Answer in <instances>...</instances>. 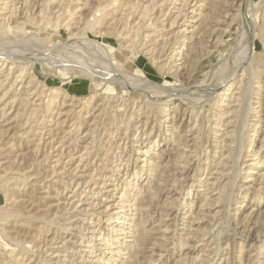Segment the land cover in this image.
<instances>
[{"label": "rangeland", "instance_id": "1", "mask_svg": "<svg viewBox=\"0 0 264 264\" xmlns=\"http://www.w3.org/2000/svg\"><path fill=\"white\" fill-rule=\"evenodd\" d=\"M6 1L10 0L0 1V50L8 49L14 51L17 60L15 63L17 64L19 62L20 64L17 66L18 68H16V70L19 69V67H25L24 75L26 76H23L22 82H16L12 87L10 85L15 80L14 77H16L19 71L10 72L8 79H5V74L8 73L7 67L4 69L5 71L3 70L2 72L1 77H3H0V80L4 78L3 81H0L1 96L4 95L10 87L12 90L14 89V92L21 94H19L20 96L18 95V97H20L18 99L17 97H15V99L11 95L8 98L10 103L7 101V107H4L7 102L2 104L0 102V110L2 112H0V116L3 114V116L0 117V215H2V211H6V208L11 207L13 205L12 203L18 205L17 203L20 202L19 207L20 210H22L21 214L24 216L23 218L28 217L30 221L32 219L35 221L30 222L31 225L30 223L23 225L20 229L19 227H17L18 229L14 227L15 225L13 226V224L17 222L14 221L13 218H11L12 220H9V222L0 221V227L2 226L1 228H3L5 232L7 231L8 233L10 231L9 233L13 236L18 234L19 236L17 237L28 242L26 246H30L29 252L19 251V249H16V245H13L10 240H7V238L2 237V233H0V264H21L20 261H23V264H105L104 262H98V260L101 259L102 261H105L110 256H112L114 261L112 264H122L123 261L130 256L128 249L129 241L132 239V236H130L131 232H129L131 230L129 226L133 223L131 217H134L137 221L139 220V212L135 209L137 201L140 199H147L144 201L143 206L145 208L144 212L146 211L145 214H148L153 210L152 204L158 201V199L159 202L162 203L165 198L167 199L168 206H173L174 208L173 214L167 218V222L171 224L169 232H166V235L171 239L168 241V251L164 252L162 257L156 261H149L147 259L143 260L141 258L143 260H140L141 264H145L146 262L149 264H226V262L227 264H264V149H261L262 144H264V106H260V103H257L259 101L257 91L260 90V88L262 90L260 91L264 95V70L258 74H254L253 72L251 74L248 70L243 74L244 66L247 65L244 64L245 61H243L238 65V74L228 78L223 87L217 89V92L219 93L218 96L215 94L208 100L206 99V102L204 101L199 104H193L188 101L181 103L180 113H187L188 117L186 118L185 126H183L181 130L183 134H188L186 139L189 141L186 142L185 147L186 151L188 150L187 153L190 158V161L188 162L189 168L187 173H185L186 171H183L182 177L185 180H183L182 177L180 178L181 185H178L180 187L178 193H171L167 196L160 194L159 190L156 189L154 181L158 178L156 175L157 167H151V164H157L159 165L158 167L160 171H165V166L175 161V155L178 156L179 154L178 148L174 145L177 144L176 141H174L175 137L171 135L170 131H166V126L168 124L171 125L172 120L168 119L164 122L165 124L162 123L167 110L163 112V115L158 107H165L163 101L155 100L154 103L156 105L152 104L154 96H151L148 92L144 94V92L139 89L129 90L122 87L120 83L112 78V75H109L112 69H110V64L105 66L96 63L95 61H77V58L73 56V54L77 56L76 54L79 53V44L82 43L81 40L84 39L83 36L90 33L85 31L84 21L92 18L94 13L96 15L98 13L101 14L98 9L109 4L110 0H18L19 4L16 6L18 14L14 13V15L11 16L16 22L12 20V18H10L8 22L9 15L11 14V10L9 9H12L13 7L2 9L4 7L3 3ZM117 1L118 2H110L109 6H107V11L111 13L103 20V28L96 27L95 30H93L96 34L93 32V35H95L97 39L101 38L103 40L104 43H102V46L110 52L111 56L112 53L114 54L115 58L111 57L113 65H116L115 61H118L123 70H130L135 75L149 77L154 82L160 83L163 87L169 88L168 90L173 88L187 90L190 86H196V88H200L204 91H212L214 89L213 87L218 85L217 83L224 80V78L229 75V71L232 69L231 67L234 66V64L237 65L238 62L242 60V55L248 56L250 51H252L250 54H264V0H251L250 7L248 6L250 10H248V7L247 9L245 7L242 9L240 7L243 0H240L241 2L239 1L237 4H231L230 1L229 5L227 4V6L223 7L220 14V19L223 23L218 26L220 29L219 40L216 44L213 43L216 38L212 43L207 42V46H209L210 43L212 46H206V50H203L199 44L197 45V43H195L199 40V36L207 37L208 35V32H206L205 36L206 29L204 30V26L199 24V22H196V20L197 18L199 19L198 14L200 12L207 13L209 11V9L206 10L203 8L205 5H209L210 7L217 0H209L208 2L207 0H194L190 2L188 6H182L183 0ZM22 4H24L23 7H21ZM38 4L40 5L38 6ZM45 4L47 5L46 8H44L45 10L47 9L49 12V9H51L49 14H47L48 12L46 11L48 17H52L51 21H56V18L53 20V17H57V24L59 25L58 29L43 27L44 23L41 17V22H37L39 17H36V20L34 19L35 21L31 19L30 21H27V18L30 17L29 12L31 13L33 11L31 15L35 14L36 16L40 13L39 10H41V6L44 5L45 7ZM149 4L151 7L148 6ZM60 8H62L61 11H66L64 13L66 16L64 17L63 15V18L67 17L69 19L63 20L62 18H58L56 13ZM181 8L184 9L181 10ZM246 10H248V22L246 20ZM61 11H58L57 14H60L59 12ZM145 11L149 15H145ZM52 12L54 13L53 16H51ZM16 14L19 18L16 17ZM2 20H4L5 23H2ZM173 20H175L174 24L172 23ZM33 22L38 23V26H36V24H31ZM147 22L155 23V26L161 27L159 30L161 29L163 31L162 34L164 35H159V33H156L155 31H145V25ZM160 22L163 23V25ZM201 26L202 28H200ZM185 27L186 30H184ZM38 28H40L39 33L41 36L47 38V40L41 45V52H44V54L38 53L37 56L32 58L31 56L26 55V58L24 51H26L27 46L34 45L23 43V39L18 36H20V32H24L28 29L36 30ZM248 28L252 30H249ZM97 29H100L103 33L108 30L110 33L101 37L99 36V33H97ZM245 31H247V34H251L250 31H252V37L249 38L248 36L245 38V42H241V38ZM5 33L18 36L17 38L6 40L7 43L5 41L3 43L1 40L2 37L6 35ZM146 33H149V35L146 36ZM196 33H198L197 35L199 36H195ZM192 34H194V37ZM185 35L186 39H184ZM191 35L192 38H194L193 42L192 38H190ZM171 39H173V41ZM176 39L179 42L176 41L174 44ZM166 40L169 41L167 42ZM183 41L184 44H182ZM192 43H194V45H192ZM253 43L254 45H252ZM161 46L164 50H162ZM191 48H194L195 50L193 49L192 51ZM148 49L151 50L149 51ZM174 49L177 50L173 51ZM238 49L239 51H237ZM241 51L242 53H240ZM47 52L50 55H48ZM82 52H85V50ZM89 52L93 53V56L91 55L92 57L100 56V54L92 49H90ZM45 54L47 57L45 56L43 61L40 60V56L42 57V55ZM187 54L190 56H187ZM195 55L198 60L195 59V61H190L189 67H191V65L193 66L190 68L192 69V72L190 73L186 68L183 69L185 65L184 63H186L184 59L187 57L189 59L191 56ZM51 56L52 58H50ZM262 57H264V55ZM179 58L181 59L179 60ZM52 59L53 61H50ZM243 60H246V57ZM40 61H42V64ZM53 62L55 63L53 64ZM11 64L12 63L10 62L9 65ZM60 64H64V68L62 66L61 68ZM164 64L165 67L163 68ZM242 64H244V66ZM74 69H78L80 72ZM89 69H92V73L87 75L86 72ZM28 71H33L36 74L39 87L35 81L31 84L28 82L31 78ZM97 73H104L106 77L109 75L110 77L108 78L110 79L107 78L106 80V78L104 79L103 77H95L94 75ZM256 75H259L261 78L260 83H257ZM231 82H234V85L232 88L227 89V85ZM24 84L28 86H25ZM41 86L42 88H47L48 86L56 88L57 86H61L62 91H65V95L61 94L52 100L46 96L47 93H42V91L45 92V89L43 90L40 88ZM242 86L244 87L242 88ZM33 87H35L36 90ZM224 90H226L225 92H228V94L226 93L222 95L221 93H223ZM242 90H245L243 92L245 95L244 101L246 100L249 102H244V105L248 109L246 110L248 114L245 117L246 119L244 118L245 120H242H244L245 122L243 123L246 124H243L241 120V122L239 120L234 121L237 117H235L233 113L226 112L228 109H234V106L239 103V101L235 99ZM248 92H251L250 95H248ZM35 93L36 95H34ZM27 94L30 95H28L29 100H26L29 103L30 101L33 103L31 102V104H29L25 101L28 103L26 104L25 102H21V97L27 98ZM38 94L40 96H38ZM94 94L95 96L98 94V98L93 99V101L89 102L87 106L83 105L92 98ZM230 97H233L234 99H230ZM12 100L15 101L12 103ZM64 100L65 104L63 105L61 103ZM40 102H45V107L49 103L52 109L51 107H48V109L44 108L45 111H34L32 107H39L37 104ZM178 102L179 101H176L175 103ZM262 104H264V100L262 101ZM230 105L232 107H230ZM2 109H4V112ZM5 112L7 114H5ZM31 112L32 114L34 112L36 113L32 115ZM219 112H225L221 119L219 117ZM20 114L21 117L15 116ZM151 120L155 121L151 122ZM229 120H232L233 122H229ZM59 121L62 124H57ZM93 121L95 122L93 123ZM159 121H161L160 124H158ZM200 122H203V124L201 123L202 130L197 129V124H200ZM32 123L35 127H33ZM234 123H239V125H237L239 128H236ZM154 125L156 126L154 128V134H152L153 137H148L146 141L145 138L149 134L148 132L152 130L151 127ZM159 125L161 127H159ZM240 128L243 130H240ZM190 129L197 132L196 135H191L194 131H191ZM234 129H236V141L232 143L231 141L233 138H228L231 136L230 133L228 135L224 134V132H232ZM49 131H51V134ZM191 136L198 137H195L196 139L194 141L191 140ZM225 136H227V138ZM237 136L242 140L239 141ZM222 137L226 139V144L230 142L232 144L226 145L227 148H221L219 145L223 144ZM156 138H158L159 145L158 143L154 144ZM61 139L64 140L61 143L63 144L61 148L63 152L65 151L64 153H66L64 157L67 155L68 157L63 159L61 165H56L55 168L59 170V174H53V170L50 168H53V165L55 164L53 160H55L56 157L53 156L59 153L57 148L61 145L60 142H58ZM237 139L239 142H237ZM73 142H75V144ZM38 143L40 144V147H38ZM216 143L219 144L217 145ZM52 145L53 148H51ZM213 145L219 147H214ZM229 145H232L233 148L235 147L233 152H231L232 147ZM165 146L166 148L169 146L167 150L164 149ZM147 148L149 150L144 154V151L147 150ZM237 150L241 151L236 152ZM234 151L239 155L235 154ZM157 153L160 156L163 155V158L161 157L157 159ZM222 153H224L225 158L229 155L238 157L239 160L235 165V169H233L235 172L230 168L233 164V158L231 159V156L229 157L230 160L228 158L223 160L224 163L227 162L226 165L229 167H222L221 164L223 163H219L222 161L219 159L221 158L220 155ZM255 153L259 154L255 155ZM208 154L211 155L207 159ZM48 155L50 158H48ZM10 162L11 165H9ZM77 164L78 167H76ZM14 167L17 169H14ZM9 168H12V171ZM222 169H225L224 174L231 170L229 175L227 174V176H231L229 179H225V175L221 172L223 171ZM27 170L31 173L29 174ZM138 171H140V175L136 174ZM10 172L12 174H10ZM23 174L26 175L24 176ZM33 174L35 175L33 176ZM234 175L235 179L233 184H231L230 178L232 181ZM27 178H29V180H27ZM207 179H209L208 182L210 183L214 181V184L206 183ZM227 179L229 181H227ZM7 180H10L9 183H6ZM69 181L71 182V185ZM33 183L34 185L36 183L37 185L39 184L38 187H34V185H32ZM242 184L244 185L243 187H241ZM11 185H13L14 188L13 186L11 187ZM65 185H67V188ZM210 185L212 186L210 187ZM248 186H251L250 190L246 189ZM32 187L36 189V191ZM138 189H143V195L138 194ZM226 189L228 191H226ZM26 190L28 191L26 192ZM153 192H156V196L159 195L158 198L155 197V201H153L150 196ZM204 192L209 193L207 200H205L206 193ZM8 194L11 196H8ZM226 194L227 196L224 197ZM12 196L13 202L11 203ZM8 198L10 199L7 200ZM216 198L218 199L214 202ZM120 199H122V202ZM191 201L192 203H190ZM122 204L131 205H129L126 212L121 214L123 216L120 218L121 222H119V224H122L121 228H124V232L129 233L115 235L114 231L116 222H112L115 218V214L113 215V213L114 211H117V209L118 211L121 210L118 205ZM38 215H40V217ZM175 216H177L176 223L174 222L175 218H173ZM38 219L40 221L43 220L40 222ZM155 219L156 218L152 219L151 222L146 223L145 227L148 229L152 228V230L156 232L154 226L158 221L156 222ZM209 220L210 223L207 222ZM52 221L54 222L52 223ZM11 222L13 223L12 226L10 225ZM13 229L14 233L12 232ZM0 230V232H3L2 229ZM192 231L194 234L196 233L197 236H193ZM155 232L154 235L156 234ZM174 233L176 234L173 237ZM159 234L161 233L159 232L156 235L158 236ZM188 240L189 242L185 247L181 246V243L184 244ZM7 242L8 244H11L9 247H6L5 245ZM192 244H195L199 250H191L188 246ZM15 254L19 256L20 260L18 263L14 259H11Z\"/></svg>", "mask_w": 264, "mask_h": 264}, {"label": "bare ground", "instance_id": "2", "mask_svg": "<svg viewBox=\"0 0 264 264\" xmlns=\"http://www.w3.org/2000/svg\"><path fill=\"white\" fill-rule=\"evenodd\" d=\"M1 1V0H0ZM4 1V0H3ZM63 1V0H62ZM67 1V0H66ZM129 1H131V0H129ZM136 1V0H135ZM152 1V0H151ZM151 1H150V3H151ZM155 1V0H154ZM160 1V0H159ZM192 1H194V0H183V4H182V6H184V5H189L190 4V2H192ZM196 1H198V0H196ZM209 0H207V2H208ZM230 1H231V4H237L240 0H217V1H215L214 3H213V5L212 6H210L209 7V5H205L203 8L204 9H209V11L207 12V13H205V12H198L199 14H198V17H199V19L197 18V20H196V17H195V20H196V22H199V24H201L202 26H204V30H205V36H206V32H208V35H207V37H204V36H199V35H197L198 33H196V35L195 36H199L198 37V41H196L195 43H197V45L199 44L200 46H201V48L204 50H206V46L208 45L207 44V42H211L212 43V41L216 38V40L213 42V43H215L216 44V42H218V40H219V37H220V34H219V28H218V26L220 25V24H222L223 23V21L220 19V14H221V12H222V8L223 7H225V6H227V4L229 5L230 4ZM244 1V2H243ZM242 1V4H241V8L242 9H244V7L247 9V7L250 5V3H251V0H243ZM30 2V1H29ZM110 2H118L117 0H110L109 1V4H110ZM241 2V1H240ZM3 3V2H2ZM10 3V4H9ZM61 3H64V2H61ZM106 3H107V1H106ZM134 3V2H133ZM17 4H19V1L18 0H10V1H6V2H4L3 3V8L2 9H6V8H8V7H10V8H12V9H9V10H11V14L9 15V19H8V22H9V20H10V18H12V20H14L13 19V17H11V16H13L14 15V13H17V11H16V6H17ZM37 4V3H36ZM57 4V3H56ZM109 4H107V5H105L104 7H102V8H100V9H98V11L99 12H101V14H95L94 13V15H93V17L92 18H89V20L87 19L86 21H84L85 22V31H87L89 34H85L83 37H84V39L83 40H81L82 41V43H80L79 44V47H80V51L79 50H77V51H79V53H77L76 55L77 56H75V54H73V56L75 57V58H77V61L78 60H83V61H86V60H89V61H95L96 63H100L101 65L103 64V65H107V64H110V69H111V71H110V74L109 75H112V78L114 79V80H116L118 83H120V85L122 86V87H124V88H127V89H139L140 91H143L144 92V94L145 93H147L148 92V94H150L151 96L153 95L154 97V100H153V103L152 104H155L154 103V101L156 100V101H163V103L165 104V107H162V106H160V107H158L159 108V111H161V114H163V112H165L166 110H167V113H166V115H165V117H164V120H163V122L162 123H164V122H166V120H172L171 122V125H167L166 126V131L168 132V131H170L171 132V135L172 136H174L175 138H174V141H176V143L177 144H174V145H176V148H178V152H179V154H178V156L177 155H175L176 156V160L175 161H173L172 163H169V164H167V166H165V171H160V169H159V165H157V164H151V167H153V166H156L157 168H156V170H157V172H156V175L158 176V178L154 181L155 182V187H156V189H158L159 190V193L160 194H164V195H167L168 196V194H171V193H178V189L180 188L178 185H181V183H180V181H181V177H182V175H183V171H186L185 173H187V170H188V162L190 161L189 159V155H188V153H187V151H186V142L187 141H189L188 139H186L187 137H188V134L186 133V135L185 134H183L182 133V127L183 126H185V124H186V118H188L187 117V113H180V106H181V103L182 102H185V101H188V102H191V103H193V104H199V103H201V102H204L206 99L208 100L209 98H211V97H213L215 94L218 96V88H220V87H223V85H224V83L226 82V80L228 79V78H231V77H233L235 74H238L237 73V70H238V65H240V63H242L243 61H245V63L244 64H247V65H245L244 66V64H242L245 68L243 69V74H245L248 70H249V72H251V74H252V72L254 73V74H258L259 72H261V71H263L264 70V57H262L263 55H261V54H250V53H252V51H250V55L248 54V56H243L242 55V60L240 61V62H238V64L236 65V64H234V66H232L231 68V70L228 72L229 73V75H227L225 78H224V80H221L219 83H217L218 85L216 86V87H213L214 89L211 91H209V90H202V89H200V88H196V86H190V87H188L189 89H179V88H173V89H171V90H168L169 88H167V87H163L160 83H158V82H154L153 80H151L149 77H145V76H143V75H135L132 71H130V70H123L121 67H120V65H119V62L118 61H115V63H116V65H113L112 63V61H111V57L113 58L114 57V54L112 53V56H111V54H110V52H108L107 50H106V48L104 47V46H102V43H104L103 42V40L100 38V39H97V37L95 36V35H93V32H95V31H93V30H95V28L96 27H99V28H103V20L105 19V17L108 15V14H110L111 12H109V11H107L108 9H107V6H109ZM121 4V3H120ZM181 4V3H180ZM2 5V4H1ZM23 5L24 4H22L21 5V7H23ZM27 5V4H26ZM32 5H33V3H32ZM40 4H38V6H39ZM128 5V4H127ZM132 5V4H131ZM130 5V6H131ZM46 4H45V7H44V5H42L41 7V10H39L40 11V13L38 14V15H36L35 16V14L34 15H31V13H33V11L30 13L29 12V14H30V17L29 18H27V21H30V19L31 20H36V17H39L38 18V21L37 22H39L40 21V17L42 18V21H43V23H44V26L43 27H48V28H52V29H58L59 28V25L57 24V17H53V20H54V18H56V21H51L52 20V17H48V15L47 14H49V12H50V10L51 9H49V12L47 11V9L45 10L44 8H46ZM148 6H150V4L148 5ZM35 7V6H34ZM62 7V6H61ZM65 7V6H64ZM151 7V6H150ZM149 7V8H150ZM250 7V6H249ZM248 7V8H249ZM28 8H29V6H28ZM71 8V7H70ZM129 8H131V7H129ZM141 8V7H140ZM25 9V8H24ZM136 9V8H135ZM144 9H146V8H144ZM184 8H181V10H183ZM201 9V8H200ZM28 10V9H27ZM62 10V8H60V10H58V11H61ZM73 10V9H72ZM71 10V11H72ZM110 10V9H109ZM112 10V9H111ZM131 10V9H130ZM148 10V9H147ZM150 10V9H149ZM180 10V11H181ZM224 10V9H223ZM226 10V9H225ZM248 10H250V8L248 9ZM248 10H246V20H247V17H249L248 16ZM6 11V10H5ZM21 11V10H20ZM45 11V12H44ZM46 11L48 12L47 14H46ZM58 11H57V13H58ZM133 11V10H132ZM35 12V11H34ZM56 12V11H55ZM66 12V11H65ZM65 12H63V11H61V12H59L60 14H57L56 13V15L58 16V18H62L63 20H65V19H69V18H63V15H64V13ZM129 13V12H128ZM145 15H147L148 13L145 11ZM183 13V12H182ZM181 13V14H182ZM18 14V13H17ZM17 14H16V17H17ZM27 14V13H26ZM52 14V15H51ZM50 15L51 16H53L54 15V13L52 12ZM180 14V13H179ZM186 14V13H185ZM184 14V15H185ZM223 14V13H222ZM227 14V13H226ZM5 15V14H4ZM28 15V14H27ZM49 15V16H50ZM143 15H144V12H143ZM149 15V14H148ZM177 15V14H176ZM2 16V15H1ZM19 16V15H18ZM66 16V14L64 15V17ZM126 16V15H125ZM177 16H179V15H177ZM4 17V16H3ZM15 17V18H16ZM113 17V16H112ZM143 17H147V16H143ZM152 17V16H151ZM150 17V18H151ZM227 17V16H226ZM1 18V17H0ZM8 18V17H7ZM17 18H19V17H17ZM20 18H21V16H20ZM23 18H24V16H23ZM127 18V17H126ZM126 18H125V20H126ZM141 18V17H140ZM176 18V17H175ZM29 19V20H28ZM24 20H25V18H24ZM34 20V21H35ZM152 20H153V18H152ZM200 20V21H199ZM15 21V20H14ZM69 21V20H68ZM156 21H157V19H156ZM12 22V21H11ZM16 22V21H15ZM19 22V21H18ZM17 22V23H18ZM25 22H26V20H25ZM32 22V21H31ZM41 22V21H40ZM127 22V21H126ZM162 22V21H161ZM160 22V23H161ZM174 22H175V20H173L172 21V23L174 24ZM243 22H244V20H243ZM247 22H248V20H247ZM2 23H5L4 22V20H2ZM27 23V22H26ZM61 23H62V21H61ZM71 23V22H70ZM31 24H36V26H38V23H31ZM40 24V23H39ZM82 24V23H81ZM113 24V23H112ZM114 24H115V22H114ZM113 24V25H114ZM155 24V23H154ZM153 23H148L147 22V24L145 25V31H147V32H149V31H155L156 33L158 32L159 33V35H161L162 34V30L160 29L159 30V28H161V27H157V26H155ZM162 25H163V23H161ZM160 24V25H161ZM6 25H8V24H6ZM24 25V24H23ZM64 25V24H63ZM138 25H139V23H138ZM142 25V24H141ZM141 25H140V27H141ZM154 25V26H153ZM156 25H157V23H156ZM161 25V26H162ZM1 26H3V25H1ZM5 26V25H4ZM20 26V25H19ZM40 26V25H39ZM60 26H62V25H60ZM81 26H83V25H81ZM144 26V25H143ZM173 26V25H172ZM197 26V25H196ZM202 26L200 27V28H202ZM243 26H245V25H243ZM248 26V25H247ZM21 27V26H20ZM108 27V26H107ZM195 27V26H194ZM251 27V26H250ZM5 28V27H4ZM106 28V27H105ZM110 28V27H109ZM108 28V29H109ZM135 28V27H134ZM138 28H139V26H138ZM162 28H163V26H162ZM111 29V28H110ZM158 29V30H157ZM195 29V28H194ZM247 29V28H246ZM249 29V28H248ZM263 29V28H262ZM6 30V29H5ZM98 30V32L97 33H99V36H104L105 34H108V33H110L108 30L107 31H105V33H103L100 29H97ZM142 30V29H141ZM184 30H186V27L184 28ZM196 30V29H195ZM203 30V31H204ZM245 30V29H244ZM244 30H243V32H244ZM249 30H252V29H249ZM249 30H247V31H249ZM39 31H40V28H38V29H36V30H31V29H28V30H26V31H24V32H20V36H18V35H10V34H7V33H5L6 35L5 36H3L2 37V40L1 41H3V43H4V41L7 43V41L6 40H8V39H14V38H17V36L18 37H21L22 39H23V43H25V44H27V43H29L30 45H34V46H27V48H26V51H24V54H25V56L27 55H29V56H31V58L32 57H35V56H37L38 55V53H42V54H44V52H41L42 51V47H41V45L47 40V38H44V37H42L41 36V34L39 33ZM117 31V30H116ZM129 31V30H128ZM139 31V30H138ZM197 31V30H196ZM201 31H202V29H201ZM200 31V32H201ZM247 31H245V33H244V35H243V37L241 38V42H245L246 41V37H248L249 36V38H251L252 36V31H250L251 32V34L250 33H248L247 34ZM4 32V31H3ZM119 32V31H118ZM121 32V31H120ZM127 32V31H126ZM190 32V31H189ZM199 32V33H200ZM242 32V33H243ZM180 33V32H179ZM187 33V32H186ZM74 34V33H73ZM95 34H96V32H95ZM125 34V33H124ZM136 34H138V33H136ZM144 34V33H143ZM82 35V34H81ZM134 35V34H133ZM149 35V33H146V36H148ZM162 35H164V34H162ZM184 35V34H183ZM183 35H182V37H183ZM193 35V37H194V34H192ZM192 35H191V37L190 38H192ZM1 36V35H0ZM138 36V35H137ZM145 36V35H144ZM180 36H181V34H180ZM263 36V35H262ZM77 37V36H76ZM139 37V36H138ZM185 38L184 39H186V35L184 36ZM201 37V38H200ZM144 38V37H143ZM167 38H169V37H167ZM0 39H1V37H0ZM4 39V40H3ZM131 39V38H130ZM136 40V39H135ZM145 40H146V38H145ZM144 40V41H145ZM158 40V39H157ZM165 40V39H164ZM172 41H173V39H171ZM179 40V39H178ZM193 40H194V38H192V42H193ZM131 41V40H130ZM132 41H133V38H132ZM131 41V42H132ZM167 41V40H166ZM165 41V42H166ZM169 41V40H168ZM167 41V42H168ZM176 41H177V39L175 40V42H174V44L176 43ZM185 41V40H184ZM184 41L182 42V44H184ZM249 41V40H248ZM146 42V41H145ZM145 42H144V44H145ZM166 42V43H167ZM177 42H179V41H177ZM134 43V42H133ZM149 43H150V41H149ZM211 43H210V45H211ZM248 43V42H247ZM163 44H164V42H163ZM45 45H47V44H45ZM44 45V46H45ZM141 45V44H140ZM147 45V44H146ZM150 45V44H149ZM152 45V44H151ZM191 45V44H190ZM192 45H194V43H192ZM209 45V46H210ZM252 45H254V43L252 44ZM129 46V45H128ZM165 46V45H164ZM196 46V45H195ZM209 46H207V47H209ZM212 46V45H211ZM210 46V47H211ZM162 47V46H161ZM238 47H239V45H238ZM131 48V47H130ZM133 48H134V45H133ZM145 48V47H144ZM147 48V47H146ZM159 48H160V46H159ZM172 48V47H171ZM175 48V47H174ZM200 48V49H201ZM241 48V47H240ZM239 48V49H240ZM44 49H46V48H44ZM48 49V48H47ZM87 49V50H86ZM90 49H92L93 51H95L96 53H98V54H100V56L99 57H92L93 56V53H91V52H89L90 51ZM152 49V48H151ZM150 49V50H151ZM166 49V48H165ZM192 49V48H191ZM194 49V48H193ZM193 49H192V51H193ZM201 49V50H202ZM239 49L237 50V51H239ZM83 50H85V52H82ZM141 50V49H140ZM149 50V49H148ZM149 50V51H150ZM162 50H164L163 49V47H162ZM161 50V51H162ZM177 49H174L173 51H176ZM195 50V49H194ZM202 50V51H203ZM208 50V49H207ZM252 50V49H251ZM46 51V50H45ZM148 51V52H149ZM242 51H243V49H242ZM242 51L240 52V53H242ZM249 51V50H248ZM152 52V51H151ZM169 52V51H168ZM167 52V53H168ZM191 52V51H190ZM196 52H197V50H196ZM199 52H201V51H199ZM207 52V51H206ZM19 53V52H18ZM171 53V52H170ZM176 53V52H175ZM180 53V52H179ZM183 53V52H182ZM189 53V52H188ZM202 53V52H201ZM47 54H48V52H47ZM95 54V53H94ZM149 54V53H148ZM152 54V53H151ZM177 54V53H176ZM205 54V53H204ZM239 54V53H238ZM48 55H50V54H48ZM52 55V54H51ZM92 55V56H91ZM96 55V54H95ZM186 55V54H185ZM27 56H26V58H27ZM45 56L47 57V55L45 54V55H42V57L40 56V60H42L43 61V59L45 58ZM167 56V55H166ZM171 56V55H170ZM173 56V55H172ZM187 56H190V55H188L187 54ZM198 56V55H197ZM18 57V56H17ZM201 57V56H200ZM245 57H246V60H243V59H245ZM37 58V57H36ZM50 58H52V56L50 57ZM115 58V57H114ZM182 58V57H181ZM181 58H179V60L181 59ZM47 59V58H46ZM49 59V58H48ZM167 59V58H166ZM186 59V60H185ZM184 59V61H186V63H184L185 65H184V67H183V69L184 68H186L187 69V71H189L190 73L192 72V69H190L191 67H193L192 65H191V67H189V65H190V61L192 62V61H195V59L196 60H198L197 58H196V55L195 56H191L189 59H188V57L187 58H185ZM200 59V58H199ZM241 59V58H240ZM114 60V59H113ZM17 60H16V54L14 53V51H11V50H0V77H1V75H2V72H3V70L4 69H6L7 67V69H8V73L7 74H5V79H8V77L10 76V72H15V71H19V73L16 75V77H14L15 78V80L13 81V83L10 85L11 87L16 83V82H22V80H23V76H26V75H24V71H25V67H19V69H17L16 70V68H18L17 66H19L20 64H19V62L16 64L15 62H16ZM42 61H40V63L42 64ZM50 61H53V59L52 60H50ZM12 63L11 65H9V63ZM51 63V62H50ZM55 62H53V64H54ZM124 63V62H123ZM167 64V63H166ZM193 64V63H192ZM194 64H196V63H194ZM170 65V64H169ZM182 65V64H181ZM22 66V65H21ZM63 67V66H65L64 64H60V67ZM61 67V68H62ZM165 67V64L163 65V68ZM64 68V67H63ZM115 68H117V69H115ZM162 68V69H163ZM169 69L171 70V68L169 67ZM66 70V69H65ZM74 70H76V71H78V69H74ZM92 69H89L86 73H87V75H89V74H91L92 73V71H91ZM173 70V69H172ZM191 70V71H190ZM5 71V70H4ZM177 71V70H176ZM186 71V72H187ZM29 73V76L31 77L30 78V80L28 81L30 84L31 83H33L34 81L36 82V84H37V77H36V74L33 72V71H28ZM78 72H80V71H78ZM95 73V72H94ZM98 74V73H97ZM95 74L94 76L95 77H99V78H106V80H107V78L108 77H110L109 75L106 77V75L103 73H101V74ZM185 74H189V73H185ZM242 74V75H243ZM249 74V73H248ZM3 77V76H2ZM1 77V78H2ZM189 77V76H188ZM256 78H257V83H260L261 82V78L259 77V75H256ZM4 79V78H3ZM3 79L2 80H0V81H3ZM108 79H110V78H108ZM255 79V78H254ZM112 80V79H111ZM232 80V79H231ZM234 80V79H233ZM229 82V81H228ZM248 82V81H247ZM5 83H6V80H5ZM256 83V84H257ZM28 84V83H27ZM35 84V85H36ZM40 84H42V83H40ZM249 84V83H248ZM4 85V84H3ZM25 85V84H24ZM29 85V84H28ZM28 85H25V86H28ZM45 85H47V84H45ZM234 85V82H231L229 85H227L228 86V88L227 89H229V88H232V86ZM2 86V85H1ZM37 86L39 87V85L37 84ZM36 86V87H37ZM44 86V85H43ZM257 86H259V85H257ZM9 88V89H11L12 90V88ZM45 87V86H44ZM42 88V86L40 87V88H42L45 92H43L42 90V93H47L46 94V96H48L49 98H51L52 100H54L55 98H57L59 95H61V94H63V95H65V91L63 90L62 91V87L61 86H57L56 88H54V87H47V88ZM244 86H242V88H243ZM245 87H246V85H245ZM260 87V86H259ZM25 88V87H24ZM28 88V87H27ZM35 90H36V88L35 87H33ZM263 88V87H262ZM8 89V91H6V93L4 94V95H2L1 96V94H0V102H1V104L2 103H5V102H7L8 101V98L12 95L14 98L15 97H17V99L18 98H20V97H18V95L20 94V93H17V92H14L13 90L11 91V90H9ZM31 89V88H30ZM240 89V88H239ZM3 90V89H2ZM27 90V89H26ZM25 90V91H26ZM39 90V89H38ZM126 90V89H125ZM167 90V91H166ZM247 90V89H246ZM260 90H261V88H260ZM260 90H258L257 91V96H258V98H259V101L257 102V103H260V106H264V104H262V101L264 100V95L262 94V90L260 91ZM4 91H5V89H4ZM34 91V90H33ZM40 91V90H39ZM47 91V92H46ZM166 91V92H165ZM226 90H224V92L223 93H221L222 95H224V94H228V92H225ZM245 91V90H244ZM243 90L241 91V92H239V95H238V97H236V99L235 100H237V101H239V103L238 104H236V106H234L235 108L234 109H228L226 112H230V113H233V115H235V117H237V119L236 120H234V121H237V120H241L242 121V123L243 122H245L244 120L246 119L245 117L247 116V114H248V112L246 111V110H248L247 108H246V106L244 105V102L246 101H244V94H243V92H244ZM253 91H256V90H253ZM0 92H1V90H0ZM24 92V91H23ZM29 92H30V90H29ZM247 92V91H246ZM2 93V92H1ZM28 93V92H27ZM98 93V92H97ZM142 93V92H141ZM159 93H161V94H159ZM163 93V94H162ZM249 93V92H248ZM251 93V92H250ZM250 93L248 94V95H250ZM252 93H254V92H252ZM21 95V94H20ZM19 95V96H20ZM24 95V94H23ZM28 95H30V94H27V98H22L21 97V102H25V101H27L26 99H28L29 98V96ZM32 95H33V93H32ZM32 95H31V97H32ZM34 95H36V93L34 94ZM97 96H98V94H96ZM247 95V94H246ZM247 95V96H248ZM252 95V94H251ZM25 96H26V93H25ZM38 96H40L39 94H38ZM51 96V97H50ZM97 96H95V94L92 96V98H90L85 104H83V105H85V106H87V104H89V102H91V101H93V99H97L98 97ZM150 96V97H151ZM12 97V98H13ZM24 97V96H23ZM250 97V96H249ZM11 98V99H12ZM13 98V99H14ZM129 98V97H128ZM127 98V99H128ZM233 98V97H232ZM231 97H230V99H232ZM16 99V98H15ZM39 99V98H38ZM47 99V98H46ZM112 99V98H111ZM234 99V98H233ZM249 99V98H248ZM10 100V99H9ZM29 100V99H28ZM51 100V101H52ZM110 100V99H109ZM220 100V99H219ZM15 101V100H14ZM13 100H12V103L14 102ZM16 101H18V100H16ZM19 101H20V99H19ZM34 101V100H33ZM176 101H179L178 103H175ZM231 101V100H230ZM9 102V101H8ZM8 102L7 103H5V106L4 107H7V104H8ZM28 102V101H27ZM31 102L32 101H30V103L29 104H31ZM104 102V101H103ZM108 102V101H107ZM116 102V101H115ZM206 102V101H205ZM224 102V101H223ZM246 102H248V101H246ZM10 103V102H9ZM26 103V102H25ZM28 103H26V104H28ZM33 103V102H32ZM45 103V102H44ZM44 103H36L37 104V106H39V107H37V108H35V107H32L33 108V110L35 111V110H37V111H40V110H44L45 111V109H48V107H51L50 106V104L48 103V105L45 107V105H44ZM173 103H174V105H173ZM249 103V102H248ZM0 104V105H1ZM25 104V105H26ZM52 104V103H51ZM61 104H65V100L64 101H62V103ZM60 104V105H61ZM125 104V103H124ZM129 104V103H128ZM171 104H172V106H171ZM215 104V103H214ZM218 104V103H217ZM232 104V103H231ZM20 105H21V103H20ZM62 105V106H63ZM126 105V104H125ZM150 105V104H149ZM156 105V104H155ZM163 105V104H162ZM235 105V104H234ZM259 105V104H258ZM10 106H12V105H10ZM23 106H24V104H23ZM22 106V107H23ZM27 106V105H26ZM35 106V105H34ZM80 106V105H79ZM89 106V105H88ZM109 106V105H108ZM203 106V105H202ZM248 106V105H247ZM250 106V105H249ZM148 107H151V106H148ZM227 107V106H226ZM230 107H232L231 105H230ZM35 108V109H34ZM45 108V109H44ZM89 108V107H88ZM152 108H154V107H152ZM173 108V109H172ZM221 108V107H220ZM51 109H52V107H51ZM86 109V108H85ZM84 109V110H85ZM119 109V108H118ZM4 109H2V111H3ZM20 110H21V106H20ZM82 110V109H81ZM149 110V109H148ZM23 111H25V110H23ZM32 111V110H31ZM51 111V110H50ZM171 111V112H170ZM179 111V112H178ZM186 111V110H185ZM220 111V110H219ZM251 111V110H250ZM0 112H1V110H0ZM4 112V111H3ZM184 112V111H183ZM203 112H205V111H203ZM2 113V112H1ZM20 113V112H19ZM18 113V114H19ZM22 113V112H21ZM25 113V112H24ZM34 113H36V112H34ZM33 113V114H34ZM38 113V112H37ZM81 113V112H80ZM150 113V112H149ZM159 113V112H158ZM220 113V119H221V117H222V115H224L225 114V112L223 113V112H219ZM219 113H217V114H219ZM5 114H7L6 112H5ZM4 114V115H5ZM31 114H32V112H31ZM32 114V115H33ZM45 114V113H44ZM79 114V113H78ZM172 114V115H171ZM164 115V114H163ZM171 115V116H170ZM202 115V114H201ZM213 115V114H212ZM216 115V114H215ZM2 116H3V114H2ZM2 116H0V117H2ZM16 117L17 116H20L21 117V114L20 115H15ZM14 116V117H15ZM24 116V115H23ZM150 116V115H149ZM159 116V115H158ZM205 116V115H204ZM209 116V115H208ZM19 117V118H20ZM107 117V116H106ZM258 117V116H257ZM34 118V117H33ZM36 118V117H35ZM80 118H81V115H80ZM152 118H153V116H152ZM156 118V117H155ZM202 118V117H201ZM200 118V119H201ZM205 118V117H204ZM245 118V119H244ZM79 119V118H78ZM95 119V118H94ZM125 119H126V117H125ZM149 119V118H148ZM158 119V118H157ZM162 119V118H161ZM203 119V118H202ZM242 119H244V120H242ZM22 120V119H21ZM37 120V119H36ZM58 120V119H57ZM80 120V119H79ZM84 120V119H83ZM83 120H81V121H83ZM97 120V119H96ZM95 120V121H96ZM121 120H123V119H121ZM34 121V120H33ZM38 121V120H37ZM76 121V120H75ZM81 121H80V123H81ZM95 121H93V123L95 122ZM150 121V120H149ZM152 121H155V120H151V122ZM240 121V122H241ZM98 122V121H97ZM123 122V121H122ZM229 122H233L232 120H229ZM23 123V122H22ZM43 123V122H42ZM65 123V122H64ZM161 123V121H159L158 122V124H160ZM201 123L203 124V122H200V124H197V126H198V130H202L201 128ZM210 123V122H209ZM227 123V122H226ZM21 124V123H20ZM33 124V123H32ZM57 124H62V123H60V121L57 123ZM129 124V123H128ZM153 124V123H152ZM158 124H157V126H158ZM165 124V123H164ZM196 124V123H195ZM194 124V125H195ZM235 124V123H234ZM243 124H246V123H243ZM243 124H242V127H243ZM23 125V124H22ZM36 125V124H35ZM41 125V124H40ZM72 125V124H71ZM237 125H239V123H237V124H235L234 126H236V128H239V126H237ZM37 126V125H36ZM55 126H56V124H55ZM75 126H76V124H75ZM81 126H82V124H81ZM92 126V125H91ZM97 126H98V124H97ZM118 126V125H117ZM155 126L156 125H154V126H152L151 128H152V130L150 131V132H148L149 134L147 135V137L145 138V140L147 141V138L148 137H153L152 136V134H154V128H155ZM163 126V125H162ZM33 127H35L34 126V124H33ZM159 127H161L160 125H159ZM214 127V126H213ZM42 128V127H41ZM79 128V127H78ZM34 129V128H33ZM36 129V128H35ZM38 129V128H37ZM119 129H120V127H119ZM189 129V128H188ZM226 129V128H225ZM3 130V129H2ZM32 130V129H31ZM39 130V129H38ZM51 130V129H50ZM191 131L193 130V129H190ZM240 130H243V129H241L240 128ZM40 131H41V129H40ZM184 131V130H183ZM194 131V130H193ZM3 132V131H2ZM36 132V131H35ZM34 132V133H35ZM42 132V131H41ZM50 132V134H51V131H49ZM66 132V131H65ZM156 132V131H155ZM166 132V133H167ZM187 132V131H186ZM233 132V133H232ZM232 132L231 131H226V132H224V134H228L229 135V133H230V135L232 136H229L228 138H233L232 139V143L233 142H235L236 141V137H235V132H236V129H234V130H232ZM33 133V132H32ZM39 133V132H38ZM185 133V132H184ZM189 133H190V131H189ZM196 133L197 132H195L194 131V133L192 132V134L191 135H193V134H195L196 135ZM199 133H200V131H199ZM214 133H215V131H214ZM217 133V132H216ZM247 133V132H246ZM48 134V133H47ZM150 134H151V136H150ZM233 134H234V136H233ZM26 135V134H25ZM35 135V134H34ZM199 135V134H198ZM241 135V134H240ZM40 136V135H39ZM51 136V135H50ZM95 137V136H94ZM163 137V136H162ZM196 136H194V137H192L191 136V140H194L195 141V139L198 137H196ZM217 137V136H216ZM226 138H227V136H225ZM238 137V136H237ZM41 138V137H40ZM39 138V139H40ZM223 138V140H222V142H223V144L222 145H219L221 148L223 147V149L224 148H227V146L226 145H228V144H232L231 142L230 143H228V144H226V139L224 138V137H222ZM240 137H238V139H239ZM42 139V138H41ZM76 139V138H75ZM95 139V138H94ZM165 139V138H164ZM218 139V138H217ZM238 139H237V142H239V141H241L240 139H239V141H238ZM62 140V139H61ZM58 141V142H60V144L64 141V140H62V141ZM78 140V139H77ZM220 140V139H219ZM95 141V140H94ZM151 141V140H150ZM153 141V140H152ZM251 141V140H250ZM249 141V142H250ZM92 142V141H91ZM40 143V142H39ZM38 143V147H40L39 144ZM74 144H75V142H73ZM93 143V142H92ZM156 143H158V138H156L155 140H154V144H156ZM175 143V142H174ZM36 144V143H35ZM90 144V143H89ZM217 144V143H216ZM219 144V143H218ZM217 144V145H218ZM72 145V144H71ZM158 145H159V143H158ZM193 145V144H192ZM211 145V144H210ZM215 146V145H213L214 147H219V146ZM63 146V144H61L60 145V147H58L57 148V150H59V153L58 154H53L54 156L53 157H56V159L55 160H53L54 162H55V164L53 165V168H50V169H52L53 170V174H55V173H57V174H59V170H57V168H55L56 167V165H61L62 163H63V159H65V157H68V155L67 156H65L64 157V155L66 154V153H64L63 152V150H62V147ZM70 146V145H69ZM87 146V145H86ZM90 146V145H89ZM120 146V145H119ZM203 146V145H202ZM230 147H232V145H229ZM35 147V146H34ZM37 147V146H36ZM37 147V148H38ZM49 147V146H48ZM75 147V146H74ZM88 147V146H87ZM97 147V146H96ZM169 147V146H168ZM168 147L166 148V146H165V148L164 149H168ZM213 147V148H214ZM229 147V148H230ZM36 148V149H37ZM51 148H53V145L51 146ZM55 148V147H54ZM71 148V147H70ZM239 148V147H238ZM242 148H243V146H242ZM39 149V148H38ZM69 149V148H68ZM75 149V148H74ZM163 149V150H164ZM194 149V148H193ZM235 149V147L233 148L232 147V150H231V152H233V150ZM248 149V148H247ZM261 149H264V144H262V147H261ZM87 150V149H86ZM107 150V149H106ZM149 149L147 148V150H145L144 151V154L145 153H147V151H148ZM242 150V149H241ZM241 150H237L236 152H240ZM249 150V149H248ZM48 151H49V149H48ZM69 151V150H68ZM73 151V150H72ZM37 152H38V150H37ZM43 152V151H42ZM88 152V151H87ZM235 152V151H234ZM235 152V154H238V153H236ZM73 153V152H72ZM141 153V152H140ZM229 153H230V151H229ZM229 153H227V154H229ZM244 153V152H243ZM38 154V153H37ZM52 154V153H51ZM69 154V153H68ZM164 154V153H163ZM176 154H177V152H176ZM191 154V153H190ZM226 154V155H227ZM241 154V153H240ZM259 153H255V155H258ZM3 155V154H2ZM21 155V154H20ZM73 155H74V153H73ZM210 155L211 154H208L207 155V159L210 157ZM239 155V154H238ZM246 155V154H245ZM6 156V155H5ZM25 156V155H24ZM46 156V155H45ZM70 156V155H69ZM163 156V155H162ZM162 156H160V155H158V153L156 154V157H157V159H159V158H161ZM231 156V159L233 158V160H232V165H231V170L232 171H234L235 172V170H233V169H235V165H236V163L238 162V157H233L232 155H229V156H227L226 158H228L229 159V157ZM4 157V156H3ZM47 157V156H46ZM212 157V156H211ZM220 157L221 158H219V159H221L220 161L221 162H219L220 164L221 163H223V164H221L222 165V167H225L226 168V166L227 167H229L228 165H226V163H224V161L223 160H225L226 158H225V156H224V153H222L221 155H220ZM20 158V157H19ZM25 158V157H24ZM45 158V157H44ZM48 158H50L49 157V155H48ZM52 158V157H51ZM81 158V157H80ZM155 158V157H154ZM163 158V157H162ZM156 159V160H157ZM8 160H9V158H8ZM22 160V159H21ZM47 160V159H46ZM95 160V159H94ZM200 160V159H199ZM230 160V159H229ZM11 161V160H10ZM193 161V160H192ZM18 162V161H17ZM46 162V161H45ZM93 162V161H92ZM22 163V162H21ZM148 163V162H147ZM95 164V163H94ZM117 164V163H116ZM9 165H11V162H10V164ZM64 165V164H63ZM101 165V164H100ZM249 165H251V164H249ZM13 166V165H12ZM22 166V165H21ZM41 166H42V164H41ZM99 166V165H98ZM97 166V167H98ZM11 167V166H10ZM17 167V166H16ZM16 167H14V169L16 168ZM76 167H78V164H77V166ZM221 167V168H222ZM7 168V167H6ZM18 168H19V166H18ZM23 168H25V167H23ZM22 168V169H23ZM28 168V167H27ZM99 168H100V166H99ZM104 168V167H103ZM164 168V167H163ZM9 169H11V171H12V168H9ZM8 169V170H9ZM17 169V168H16ZM102 169V168H101ZM229 169V168H228ZM227 169V170H228ZM38 170H39V168H38ZM164 170V169H163ZM223 171H221V172H223V175H225V179L226 178H228L229 179V177H231V176H227V174L229 175V172L231 171V170H229V171H227L225 174H224V172H225V169H222ZM7 171V170H6ZM14 171V170H13ZM19 171V170H18ZM20 171H22V170H20ZM24 171V170H23ZM28 171V170H27ZM31 171V170H30ZM94 171V170H93ZM96 171V170H95ZM216 171V170H215ZM219 171H220V168H219ZM8 172V171H7ZM6 172V173H7ZM14 172H16V171H14ZM25 172V171H24ZM29 172V171H28ZM46 172V171H45ZM220 172V173H221ZM239 172V171H238ZM19 173H21V172H19ZM31 172H29V174H30ZM34 173H36V172H34ZM43 173V172H42ZM10 174H12L11 172H10ZM44 174H46V173H44ZM137 175H140V171H138L137 173H136ZM234 174H236V173H234ZM238 174V173H237ZM19 175V174H18ZM24 175V174H23ZM26 175V174H25ZM24 175V176H25ZM35 174H33V176H34ZM39 175V174H38ZM3 176V175H2ZM10 176H12V175H10ZM32 176V175H31ZM32 176V177H33ZM8 177V176H7ZM20 177V176H19ZM27 177V176H26ZM26 177H24V178H26ZM43 177V176H42ZM45 177H46V175H45ZM58 177H59V175H58ZM239 177V176H238ZM1 178V177H0ZM23 178V179H24ZM40 178V177H39ZM91 178V177H90ZM183 178V177H182ZM194 178V177H193ZM223 178V177H222ZM11 179V178H10ZM34 179V178H33ZM43 179V178H42ZM59 179V178H58ZM227 179V181H229ZM234 179H235V175H234V177H233V179H232V181H231V178H230V182H231V184H233V182H234ZM27 180H29V178H27ZM39 180H41V179H39ZM61 180V179H60ZM183 180H185L184 178H183ZM208 180L209 179H207L206 180V183L208 182ZM214 180V179H213ZM9 181L10 180H7L6 181V183H9ZM20 181V180H19ZM43 181V180H42ZM73 181V180H72ZM21 182H22V180H21ZM29 182V181H28ZM36 182V181H35ZM70 182V181H69ZM74 182V181H73ZM163 182V183H162ZM23 183V182H22ZM25 183V182H24ZM31 183V182H30ZM37 183H39V182H37ZM37 183L34 185V183L32 184V185H34V187L36 186V188L38 187V185H37ZM61 183V182H60ZM75 183H77V182H75ZM153 183V182H152ZM209 184H214V181H212V183H210V182H208ZM17 184V183H16ZM28 184V183H27ZM230 184V183H229ZM229 184H227V185H229ZM3 185V184H2ZM70 185H71V182H70ZM76 185V184H75ZM77 185H79V184H77ZM154 185V184H153ZM171 185V186H170ZM224 185H225V183H224ZM5 186V185H4ZM13 185H11V187H12ZM17 186V185H16ZM24 186V185H23ZM28 186V185H27ZM73 186V185H72ZM176 186V187H175ZM178 186V187H177ZM212 185H210V187H211ZM244 185L242 184L241 185V187H243ZM10 187V186H9ZM49 187V186H48ZM65 187L67 188V185H65ZM70 187V186H69ZM6 188V187H5ZM13 188H14V186H13ZM24 188H25V186H24ZM33 188V187H32ZM229 188V187H228ZM250 188H251V186H248V187H246V189L247 190H250ZM8 189V188H7ZM11 189V188H10ZM19 189V188H18ZM26 189V188H25ZM27 189H29V188H27ZM31 189V188H30ZM34 189V188H33ZM39 189V188H38ZM149 189H151V188H149ZM221 189H222V187H221ZM245 189V190H246ZM258 189V188H257ZM261 189V188H260ZM35 191H36V189H34ZM142 190L143 189H138V194H142L143 195V192H142ZM147 190V189H146ZM215 190H216V186H215ZM220 190V189H219ZM240 190V189H239ZM11 191V190H10ZM22 191V190H21ZM28 190H26V192H27ZM32 191V190H31ZM157 191V190H156ZM223 191V190H222ZM226 191H228L227 189H226ZM23 192V191H22ZM25 192V193H26ZM151 192V191H150ZM219 192V191H218ZM225 192V191H224ZM247 192V191H246ZM8 193V192H7ZM155 193L156 192H153V194H151L150 196H151V198L153 199V201H155L154 199H155V197H159V195L158 196H156L155 195ZM180 193V192H179ZM204 193H206V197H205V200H207V198H208V192H204ZM14 194V193H13ZM30 194V193H29ZM230 194V193H229ZM10 194H8V196H9ZM15 195V194H14ZM23 195V194H22ZM32 195V194H31ZM31 195H29V196H31ZM147 195V194H146ZM220 195V194H219ZM11 196V195H10ZM18 196V195H17ZM25 196V195H24ZM34 196V195H33ZM221 196V195H220ZM223 196V195H222ZM225 196H227V194L226 195H224V197ZM229 196H231V195H229ZM26 197H28V196H26ZM32 197V196H31ZM223 197V198H224ZM19 198V197H18ZM25 198V197H24ZM28 198H30V197H28ZM34 198V197H33ZM157 198H156V200H157ZM218 198H220V197H218ZM218 198H216L215 200H214V202L215 201H217V199ZM222 198V197H221ZM10 198H8L7 200H9ZM12 200H11V203L13 202V196H12V198H11ZM30 199H32V198H30ZM19 200V199H18ZM21 200V199H20ZM122 199H120V201H121ZM145 200H147V199H140L139 201H137V205H136V210H138V212H139V217H138V221H137V219H135L134 217H131V221H133V223H131L130 224V226H129V228L131 229L129 232H131V234H130V236H132V239L129 241V252H130V256L129 257H127L124 261H123V263L122 264H139V262H140V260L141 261H143L144 259H147V260H151V261H156V260H159L160 259V257H162V255L164 254V252H167L168 251V245H169V242L168 241H170L171 239L166 235L167 233V231L169 232V229H170V227H171V224H169L168 222H167V218H168V216H170V215H172L173 214V211H174V208H173V206H168V204H167V199L165 198V200H164V202L162 201V203L161 202H159V199H158V201H156L155 203L154 202H152V203H154V204H152V207H153V210H151V212H149L148 214H145V212H144V210H145V208H144V206H143V203H144V201ZM119 201V200H118ZM225 201H227V200H225ZM9 202V201H8ZM16 202V201H15ZM22 202H23V200H22ZM29 202V201H28ZM32 202V201H31ZM34 202V201H33ZM122 202V201H121ZM174 202V201H173ZM207 202V201H206ZM213 202V201H212ZM65 203H67V202H65ZM118 203H120V202H118ZM190 203H192V201L190 202ZM205 203V202H204ZM208 203V202H207ZM8 204V203H7ZM13 205L11 206V207H8V208H6V211H2V215H0V221H8L9 222V220H12L11 218H13L14 219V221H17L15 224H13L12 222L10 223V225L12 226V224H13V226L14 227H19V229L23 226V225H27L28 223H30V222H32V221H35V220H29V218L27 217V218H23L24 216L21 214V211L22 210H20V207H19V204H20V202L19 203H17L18 205H16L15 203H12ZM22 204H24V203H22ZM73 204V203H72ZM78 204V203H77ZM136 204V203H135ZM167 204V205H166ZM171 204H173V203H171ZM209 204H212V203H209ZM11 205V204H10ZM9 205V206H10ZM97 205V204H96ZM129 205L130 204H122V205H118V207H120L121 208V210H119L118 211V209H117V211H114V213H113V215L115 214V218H114V220L112 221L113 223H115L116 222V225H115V235H118V234H128L127 232H124V228H121V226H122V224H119V222H121L120 221V218L123 216V215H121L123 212H126V210L129 208ZM146 205V204H145ZM150 205V204H149ZM191 205V204H190ZM193 205V204H192ZM217 205V204H216ZM7 206V205H6ZM22 206H24V205H22ZM131 206V205H130ZM148 206V205H147ZM209 206V205H208ZM3 207V206H2ZM25 207V206H24ZM22 208V207H21ZM64 208H66V207H64ZM107 208V207H106ZM108 209V208H107ZM96 210V209H95ZM192 210V209H191ZM200 210V209H199ZM217 210V209H216ZM105 211V210H104ZM104 211H102V212H104ZM109 211H110V209H109ZM202 211V210H201ZM219 211V210H218ZM25 212V211H24ZM28 212V211H27ZM34 212V211H33ZM29 213V212H28ZM73 213H74V211H73ZM112 213V212H111ZM133 213V212H132ZM216 213V212H215ZM215 213H214V215H215ZM37 214V213H36ZM56 214V213H55ZM63 214V213H62ZM217 214V213H216ZM31 215V214H30ZM29 215V216H30ZM35 215V214H34ZM57 215V214H56ZM55 215V216H56ZM64 215V214H63ZM74 215V214H73ZM203 215V214H202ZM26 216H28V215H26ZM36 216V215H35ZM39 217H40V215H38ZM43 216V215H42ZM30 217H32V216H30ZM57 217V216H56ZM196 217V216H195ZM198 217V216H197ZM245 217V216H244ZM247 217V216H246ZM33 218H36V217H33ZM44 218V217H43ZM53 218V217H52ZM148 218V219H147ZM154 218H156L155 220H156V224H155V226H154V228L156 229V232L154 231V230H152V228L150 229H148L147 227H145V225H146V223H148V222H151V220L152 219H154ZM173 218H175V220H174V222L176 223L177 222V216H175V217H173ZM193 218V217H192ZM198 218H200V217H198ZM58 219V218H57ZM147 219V220H146ZM205 219V218H204ZM29 220V221H28ZM39 220V219H38ZM43 220V219H42ZM41 220V221H42ZM51 220V219H50ZM199 220V219H198ZM197 220V221H198ZM201 220V219H200ZM203 220V219H202ZM40 221V220H39ZM40 221V222H41ZM168 221H169V219H168ZM194 221V220H193ZM20 222V223H19ZM44 222V221H43ZM45 222H46V220H45ZM51 222V221H50ZM54 221H52V223H53ZM118 222V223H117ZM189 222V221H188ZM208 223H210V220L209 221H207ZM48 223V222H47ZM172 223V222H171ZM3 224V223H2ZM9 224V223H8ZM41 224V223H40ZM43 224V223H42ZM61 224V223H60ZM214 224V223H213ZM219 224V223H218ZM30 225H31V223H30ZM49 225H50V223H49ZM42 226V225H41ZM2 227V226H1ZM0 227V229H2L3 230V228H1ZM9 227V226H8ZM7 227V228H8ZM25 227V226H24ZM27 227V226H26ZM28 227H29V225H28ZM61 227V226H60ZM65 227V226H64ZM12 228V227H11ZM42 228V227H41ZM46 228V227H45ZM67 228V227H66ZM192 228V227H191ZM5 229V228H4ZM18 229V228H17ZM44 229V228H43ZM51 229V228H50ZM62 229V228H61ZM56 230V229H55ZM193 230V229H192ZM207 230V229H206ZM1 231V230H0ZM14 231V229L12 230V232ZM19 231V230H18ZM24 231V230H23ZM65 231V230H64ZM208 231V230H207ZM10 232V231H9ZM8 232V233H9ZM154 232L157 234V233H161V234H159L158 236L155 234L154 235ZM200 232V231H199ZM261 232V231H260ZM0 233H2V237H4V238H7V240H10V242H12V244L13 245H16L15 247H16V249H19V251H30V249H29V247L30 246H26V244H28V242H26V241H24L23 239H21V238H19V237H17V236H19L18 234L17 235H15V236H13L11 233H7V231L5 232L4 230H3V232H0ZM14 233V232H13ZM189 233H191V232H189ZM192 233H193V231H192ZM201 233V232H200ZM205 233V232H204ZM218 233V232H217ZM258 233V232H257ZM11 234V235H10ZM20 234V233H19ZM176 233H174L173 234V237H174V235H175ZM234 234V233H233ZM259 234V233H258ZM191 235V234H190ZM55 236V235H54ZM188 236V235H187ZM193 236H197L196 235V233L194 234L193 233ZM172 237V238H173ZM199 237V236H198ZM205 237V236H204ZM52 238V237H51ZM93 238V237H92ZM189 238H190V236H189ZM54 239H55V237H54ZM53 239V240H54ZM57 239V238H56ZM104 239V238H103ZM170 239V240H169ZM188 239V238H187ZM194 239V238H193ZM196 239V238H195ZM49 240V239H48ZM105 240V239H104ZM203 240V239H202ZM217 240V239H216ZM43 241V240H42ZM56 241V240H55ZM173 241V240H172ZM188 242H189V240L187 241V242H185L184 244H182L181 243V246H183V247H185L187 244H188ZM5 243V242H4ZM3 243V244H4ZM82 243V242H81ZM172 243V242H171ZM219 243V242H218ZM31 244V243H30ZM112 244V243H111ZM111 244H110V246H111ZM6 245V247H9V245H11V244H8V242L5 244ZM53 245V244H52ZM67 245V244H66ZM51 246V245H50ZM36 247V246H35ZM120 247V246H119ZM126 247V246H125ZM182 247V248H183ZM191 250H199V248L197 247V246H195V244H192V245H189L188 246ZM5 248V247H4ZM189 248H185V249H189ZM15 249V248H14ZM35 249V248H34ZM67 249H68V247H67ZM12 251V250H11ZM118 251V250H117ZM14 252V251H13ZM10 253V252H9ZM180 254V253H179ZM183 254V253H182ZM182 254H181V256H182ZM200 254V253H199ZM188 255V254H187ZM186 256V255H185ZM199 256V255H198ZM45 257V256H44ZM183 257V256H182ZM230 257V256H229ZM143 260H142V259ZM193 258V257H192ZM209 258V257H208ZM11 259H14L15 261H17V263L19 262V256L17 255V254H15L14 256H13V258H11ZM197 259V258H196ZM229 259V258H228ZM13 260V261H14ZM183 260V259H182ZM186 260V259H185ZM190 261V260H189ZM21 262V264H23L24 262L23 261H20ZM55 262V261H54ZM96 262V261H95ZM98 262H104L105 264H112L114 261H113V259H112V256H110L108 259H106L105 261H102L101 259L100 260H98ZM191 262V261H190ZM194 262V261H193ZM16 263V262H15ZM96 264V263H95ZM140 264H141V262H140ZM145 264H149V263H145ZM175 264V263H174ZM226 264H227V262H226Z\"/></svg>", "mask_w": 264, "mask_h": 264}]
</instances>
